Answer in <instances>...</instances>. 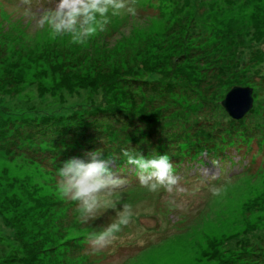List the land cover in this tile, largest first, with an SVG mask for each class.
I'll return each instance as SVG.
<instances>
[{
    "label": "rangeland",
    "instance_id": "rangeland-1",
    "mask_svg": "<svg viewBox=\"0 0 264 264\" xmlns=\"http://www.w3.org/2000/svg\"><path fill=\"white\" fill-rule=\"evenodd\" d=\"M136 8L73 44L39 27L20 0H0V264H264V0H136ZM234 86L253 90L240 120L221 106ZM116 110L117 118L93 115ZM170 119L169 144L182 151L207 140L215 152L173 165L180 193H150L121 174L132 222L93 249L86 233L115 213L82 224L56 191L58 166L87 150L80 127L107 143L125 140L114 130L121 121L160 130ZM41 123L51 128L32 134Z\"/></svg>",
    "mask_w": 264,
    "mask_h": 264
},
{
    "label": "clouds",
    "instance_id": "clouds-1",
    "mask_svg": "<svg viewBox=\"0 0 264 264\" xmlns=\"http://www.w3.org/2000/svg\"><path fill=\"white\" fill-rule=\"evenodd\" d=\"M26 15L36 17L39 27L47 29L55 38L68 36L73 44H84L98 32H103L111 18L137 13L136 0H57L54 6L33 11V0H20ZM136 173L139 187L150 193L163 189L167 193L183 192L180 177L174 172L167 154L146 157L134 148L122 149L120 156L105 157L102 149L89 151L84 158L71 157L57 170V194L75 204L77 219L88 223L101 211L112 210L115 219L100 230L87 232L85 239L93 249H103L117 239V234L132 222L133 205L122 202V192L129 184L126 177L114 170L117 160ZM209 176L215 173L205 169ZM215 195L219 189L212 187Z\"/></svg>",
    "mask_w": 264,
    "mask_h": 264
},
{
    "label": "trees",
    "instance_id": "trees-1",
    "mask_svg": "<svg viewBox=\"0 0 264 264\" xmlns=\"http://www.w3.org/2000/svg\"><path fill=\"white\" fill-rule=\"evenodd\" d=\"M44 7H47V5L45 4ZM258 50H249L248 53L246 54L248 58H253L251 60H254V58L258 55ZM249 62V60H248ZM250 63V62H249ZM167 95V92H166ZM165 96V98L167 99L168 95ZM97 114V115H96ZM118 114H120V112L116 111H104V112H97V113H93L94 117L97 116L100 120L104 119H109L110 117L113 118H117ZM137 121V120H134ZM47 122H50L47 119ZM53 123H58L57 121H54ZM87 122H84L82 124V126L80 127V132H82V136L81 138H87L86 141L83 142V145L86 147L87 150H83V154L81 155L82 158H84V154L86 152L89 151H95L97 149H102L103 153L105 155L106 158L110 157V156H116L119 157L120 156V152L122 149H126V148H130L129 144H133L131 147L137 150L138 146L144 147V149H147V153H141L146 157H154V156H158V155H163V154H167L170 158V160L172 161L173 165H178L181 164L183 161L188 160V162L190 161H200L201 156L203 157H209L210 153H214L215 150H210V148L212 146H210V142L207 143V140H204L205 143H201L200 140L195 139L193 142L194 143H184L185 146H187L186 148L182 149L180 148V144L178 145L177 143L180 141H175L174 139H171V141H173L172 144H169V137L172 135L173 131V127L174 125H176V122L173 123V119L168 120L166 126L162 129H151L152 126L151 125H141L139 126V124L136 125H130V126H126V124H124L122 121L119 122L116 126L114 130L116 132H122V136L125 140L124 141H115V139H112L111 141H108L107 143H100V141H96L94 143H92V135L90 132H88L87 126H86ZM104 124H108L106 122H104ZM181 124H183V122H179L177 125L178 131L182 132L181 130L183 129V126H181ZM51 128L50 126H45L42 123L37 125L34 128V132H32V134L35 135H39L37 133H40L42 131H45L47 129ZM108 128V127H106ZM136 130V131H135ZM134 131V132H133ZM15 132V129H14ZM137 133V135L139 136V138H136L133 136L134 133ZM15 135H17L15 133ZM145 139V142L142 143L140 140L138 143H136V139ZM115 141V142H114ZM114 144V147H111V144ZM175 144V145H173ZM177 144V145H176ZM191 146V150L188 149V147ZM36 153H42L39 152L38 150H35ZM139 152V151H138ZM181 154L182 155L181 157ZM187 158V159H186ZM202 159V158H201ZM38 163H41V161L38 160ZM60 166V165H59ZM58 166V168H59ZM116 171V173L118 175L121 174H129L127 175V177H131L133 180H137V178H135L136 173L130 168V166H127L123 159L120 158L117 160V165L116 168L114 169ZM56 177H57V173H56Z\"/></svg>",
    "mask_w": 264,
    "mask_h": 264
},
{
    "label": "water",
    "instance_id": "water-1",
    "mask_svg": "<svg viewBox=\"0 0 264 264\" xmlns=\"http://www.w3.org/2000/svg\"><path fill=\"white\" fill-rule=\"evenodd\" d=\"M250 87H232L221 101V106L227 112V115L233 120L242 119L252 108L253 97Z\"/></svg>",
    "mask_w": 264,
    "mask_h": 264
},
{
    "label": "bare ground",
    "instance_id": "bare-ground-1",
    "mask_svg": "<svg viewBox=\"0 0 264 264\" xmlns=\"http://www.w3.org/2000/svg\"><path fill=\"white\" fill-rule=\"evenodd\" d=\"M223 108V107H222ZM224 109V108H223ZM224 111H225V109H224ZM226 112V111H225ZM226 114H227V112H226ZM229 116V115H228ZM230 117V116H229ZM231 118V117H230Z\"/></svg>",
    "mask_w": 264,
    "mask_h": 264
}]
</instances>
